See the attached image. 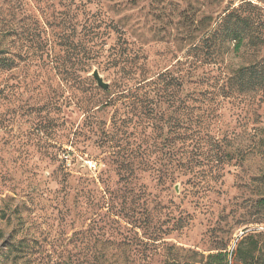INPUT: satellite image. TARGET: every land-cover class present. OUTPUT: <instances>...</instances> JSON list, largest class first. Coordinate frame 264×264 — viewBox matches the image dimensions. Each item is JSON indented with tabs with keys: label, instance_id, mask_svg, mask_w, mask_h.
<instances>
[{
	"label": "rangeland",
	"instance_id": "rangeland-1",
	"mask_svg": "<svg viewBox=\"0 0 264 264\" xmlns=\"http://www.w3.org/2000/svg\"><path fill=\"white\" fill-rule=\"evenodd\" d=\"M34 5L32 14L48 42L42 57H21L14 68L0 69V264H146L136 258L116 261L120 254L137 252L135 246L119 247L135 223L111 215L104 203L107 190L125 187L119 181L129 173L138 178L136 194L142 187L152 200L170 205L176 217L186 218L168 241L205 253L227 241L229 264H241L232 254L240 238L264 232L255 202L264 172L261 92L238 101L228 98L201 132L200 143L164 154V138L170 143L178 129L172 125L164 136L157 117L131 111L119 99L122 91L115 82L123 72L108 58L114 35L90 60H68L61 37L46 24L53 17L42 16ZM223 6L211 0H139L125 11L128 50L149 76L177 61L185 63L184 70L196 61L201 66L196 64L195 74L211 76L202 40L207 26L200 24L192 35L180 16L216 17ZM107 10L100 18L110 16ZM95 69L109 90L97 84ZM232 151L228 161L226 153ZM173 171L177 182H158L160 172ZM137 215L143 218L139 210ZM173 222L164 228L171 229ZM136 232L142 234L139 228Z\"/></svg>",
	"mask_w": 264,
	"mask_h": 264
},
{
	"label": "trees",
	"instance_id": "trees-1",
	"mask_svg": "<svg viewBox=\"0 0 264 264\" xmlns=\"http://www.w3.org/2000/svg\"><path fill=\"white\" fill-rule=\"evenodd\" d=\"M34 2L38 4L42 16L50 13L53 17L46 24L53 26L55 34L61 37L68 60L74 57L90 60L114 35L108 58H112L110 61L123 72L121 79L115 82L116 89L122 91L119 99H123L122 103L131 111L141 110L147 118L157 117L161 123L157 127L164 136L171 132L172 125L178 129L170 143L167 137L164 138L161 144L164 154L172 152L173 147L179 152L200 143L201 132L217 116L228 98L238 101L241 96L260 92L264 96V0H211L212 4L218 2V5H224L216 17L206 14L204 19L198 20L195 14L189 19L180 16L186 19L185 24L189 25L192 35L196 36L200 31V24L207 26L202 40L206 50V68L211 76L196 75L197 67L201 66L196 61H190L186 70L181 67L185 63L177 61L172 69L152 76L147 74L144 63L137 60L138 55L133 56L132 49L128 50L125 24V11L139 0H0V69L14 68L21 57H42L48 42L43 37L42 23L32 14ZM93 6L96 11H92ZM104 8L110 13L107 18ZM101 14L105 16L100 18ZM16 43H19L18 50ZM100 45L101 48H98ZM196 47L199 48L198 45ZM226 56L240 61L226 63ZM223 65L225 69H222ZM175 113L179 116L176 124H172ZM261 142L264 156V138ZM233 153H226L228 161L234 158ZM178 178L179 174L174 171L160 172L158 182L165 186L169 182H177ZM135 180L138 178L132 173L124 174L119 181L125 183L124 189L107 190L109 198L105 197L104 201L112 210L111 215L128 217L135 223L125 236L124 244H119V247L125 245L128 250V247L135 246L138 250L133 255H118L117 262L136 258L146 264L155 259L158 264L230 263L227 241L218 242L211 249L214 251L208 253L168 241L167 235L183 228L186 218L182 215L176 217L170 205L162 204V200H152L142 187L139 188L141 194H136ZM259 180L263 186L255 200L257 219H264V172ZM130 184L132 186H128ZM142 195L144 198L140 203ZM137 210L143 218L137 215ZM140 219L142 223L136 224ZM173 220L171 229L164 228ZM137 228L142 231L141 235L136 232ZM263 236V231L245 232L232 251L236 263L264 264Z\"/></svg>",
	"mask_w": 264,
	"mask_h": 264
},
{
	"label": "water",
	"instance_id": "water-1",
	"mask_svg": "<svg viewBox=\"0 0 264 264\" xmlns=\"http://www.w3.org/2000/svg\"><path fill=\"white\" fill-rule=\"evenodd\" d=\"M93 77L96 79L97 84L101 86L103 89H108L109 83L104 80V77L100 74L98 69H95L92 72Z\"/></svg>",
	"mask_w": 264,
	"mask_h": 264
}]
</instances>
